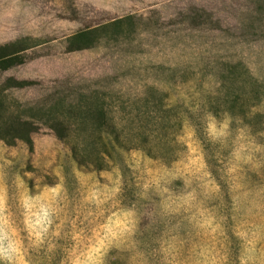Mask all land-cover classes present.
<instances>
[{"label": "rangeland", "instance_id": "1", "mask_svg": "<svg viewBox=\"0 0 264 264\" xmlns=\"http://www.w3.org/2000/svg\"><path fill=\"white\" fill-rule=\"evenodd\" d=\"M4 49L36 130L0 140V264H264V0H0Z\"/></svg>", "mask_w": 264, "mask_h": 264}, {"label": "trees", "instance_id": "2", "mask_svg": "<svg viewBox=\"0 0 264 264\" xmlns=\"http://www.w3.org/2000/svg\"><path fill=\"white\" fill-rule=\"evenodd\" d=\"M3 53H0V62L10 59L12 56L16 57L18 53L24 51L19 50V51H9L7 49L3 50ZM12 57V58H13ZM36 129L33 128V124H25V123H19L15 122L14 124H6V125H0V140L4 141L7 145H12L10 142H15L17 140L23 141L28 147H31V134L35 131ZM92 131L95 133L97 131L105 132L107 135H114L116 134V129L115 128H108V127H95L92 129ZM73 133L72 130L71 132L68 130L65 134H59L58 139L65 144L72 155V158L74 161L79 165L82 166L83 164L80 161L79 154H80V145L79 143H76L75 140L72 138ZM116 144L119 146L120 144L117 142L116 139ZM144 142L141 143V146H139L138 149H141L144 151L147 155H150V150L145 148L143 146ZM97 144H93L95 147ZM93 167H95L93 164H91ZM97 169V167H95Z\"/></svg>", "mask_w": 264, "mask_h": 264}]
</instances>
